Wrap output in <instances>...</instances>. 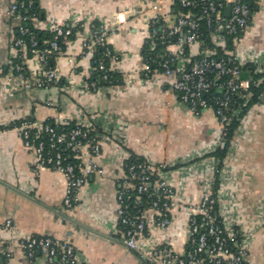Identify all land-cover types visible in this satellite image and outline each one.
<instances>
[{"label": "crops", "instance_id": "crops-1", "mask_svg": "<svg viewBox=\"0 0 264 264\" xmlns=\"http://www.w3.org/2000/svg\"><path fill=\"white\" fill-rule=\"evenodd\" d=\"M216 1L225 4V14L234 0ZM11 2L0 0V66L15 54L11 43L19 21L7 15ZM155 2L158 12L151 8ZM37 10L31 24L39 33H50L54 24L82 28L54 58L59 78L49 87L26 89L13 77H0V264H47L44 254L37 251L29 259L17 246L19 238L44 235L69 241L79 264H146L152 249L164 244L183 254L191 207L214 180L218 122L212 109L195 115L179 101L169 89L170 76L152 71L146 77L141 71L149 20L158 14L171 26L176 0H37ZM93 24L114 30L106 38L114 54L108 68L120 77L99 91L87 88L93 67L78 56ZM211 41L223 46L214 36ZM232 45L242 67L252 65L264 74V0H254L248 26ZM201 47L199 40L190 56ZM22 61L30 76L42 70L33 53ZM247 71L241 72L242 79L249 78ZM48 119L90 123L100 134L102 172L88 176L71 208L62 203L64 176L45 166L37 168L35 154L21 139L25 125L39 129ZM131 156L165 164L157 174L172 184L175 195L171 224L164 230L150 225L148 234L137 239V250L128 251L122 244L116 195L122 163ZM217 195L224 225L253 231L245 264H264V88L230 140Z\"/></svg>", "mask_w": 264, "mask_h": 264}, {"label": "built area", "instance_id": "built-area-1", "mask_svg": "<svg viewBox=\"0 0 264 264\" xmlns=\"http://www.w3.org/2000/svg\"><path fill=\"white\" fill-rule=\"evenodd\" d=\"M36 1L12 0L9 4L7 15L19 21L18 32L27 35L28 44L22 37H14L11 49L15 54L0 66V77H13L26 89H44L58 80V72L48 66V61L60 54L62 44L82 28V24L75 27L54 24L52 38L37 48L36 36L24 25L34 17L25 11L30 10ZM178 4L184 10L176 13L171 26H166L158 14L149 20L150 51L157 42L161 52L144 54L141 71L146 77L152 71L170 76L169 89L195 115L203 109H212L218 122L216 146L229 148L230 142L227 144L224 137L227 125L233 117L238 118L240 105L237 98L249 95L252 81L240 77L242 64L234 52L216 55L205 49L192 58L190 49L199 41L202 25L219 43H224L227 37L234 40L248 26L249 5L234 0L226 16L222 13V4L216 0H178ZM151 8L155 12L160 10L158 2ZM157 22L162 25L154 26ZM112 31L105 25H91L89 35L81 40L78 56L92 60L100 71H104L106 60L114 57L106 46V38ZM28 47L42 66L34 76L26 72L22 61ZM98 48H103L101 55L94 58ZM16 57L21 60L15 61ZM69 61L73 62V58L70 57ZM101 80L107 81L106 73L101 75ZM104 86L99 79L87 83V88L92 91H99ZM47 104L53 105L51 101ZM67 124V121L53 120L39 129L25 125L21 129V139L23 145L35 154L37 168L45 166L64 176L66 185L62 203L65 208H71L76 204L78 189L88 176L102 172L98 164L101 146L100 134L90 123L77 122L65 128ZM215 166L214 174L217 172ZM122 168L123 180L116 195L117 216L123 234L122 244L128 251H133L137 250V239L148 234L150 225L164 230L171 224L170 210L175 191L170 182L157 174L165 168L163 163L153 164L144 158L127 157ZM6 224L9 225V221ZM252 236L253 231L244 227L228 228L224 225L218 212V195L213 191L212 178L199 201L191 207L186 251L180 254L164 244L152 249L146 264H245L247 242ZM17 246L29 259L39 251L45 255L47 264H79L75 250L67 240L57 241L48 235L22 237L17 240Z\"/></svg>", "mask_w": 264, "mask_h": 264}, {"label": "trees", "instance_id": "trees-1", "mask_svg": "<svg viewBox=\"0 0 264 264\" xmlns=\"http://www.w3.org/2000/svg\"><path fill=\"white\" fill-rule=\"evenodd\" d=\"M248 3L249 5V10L252 9L253 4H254V0H242ZM220 4H222L223 6V12L224 13V6L225 4L222 2H219ZM176 8H177V12L178 11H183L184 9L181 8L178 4V0H176ZM28 14H34L33 16L37 15V1L33 4L32 8L30 10L25 11ZM24 25L26 27H28L29 31H32L34 33V35L37 38V48L42 47L45 44V41H49L52 38V32L48 33V34H43V33H39L31 24V20H28L26 23H24ZM162 25V22H157L154 24V26L160 27ZM151 30V26L149 27V31ZM22 37L25 42L28 44V37L27 35H20L18 32V27L16 28V33H15V37ZM211 36H213V34L210 32V30H208L205 26L202 25V33L199 36V40L202 43V47H201V51L199 54L202 53V49H207L210 51L215 52L216 55H223L229 52H233V45H232V37H227L225 39V42L223 43V46H218L215 45L214 43H212L211 41ZM151 43V41L148 39L147 42L144 44V49H143V55L146 53L152 54V55H156L158 53L161 52V46L157 45L156 42V46L155 48L150 51V46L149 44ZM111 51V47L107 44L106 45ZM63 47V44H62ZM103 48H98L96 53L94 54V58H97L98 56L101 55V51ZM26 54H32L31 52V48H27ZM196 56H193L192 58H194ZM21 59H19V57L15 58V61H20ZM54 59H51L48 61V66H52L54 67ZM108 61L106 60V69L104 71H100L97 66L95 65V63L91 60V64L93 67L92 73H91V77L89 79V81L93 80V79H99L100 84L101 85H111V84H115L118 83L120 81V77L119 75L115 74L113 71L109 70L108 68ZM243 69L248 70V75H249V79L252 81V84L250 86L249 89V95H247V97H238L237 98V104L240 105V112L238 113V118L233 117L230 122L227 125V131L225 133V139L227 144L230 142L234 131L238 125L239 119L243 116V114L247 111V109L249 108V106L255 102L258 101L260 92L263 90L264 88V74L263 73H258L256 71H254V66L252 65H247L245 67H241V72L243 71ZM106 73L107 74V81H102L101 80V75ZM241 74V73H240ZM46 123H53V120L48 119L46 121ZM74 123L73 122H68L67 125H65V128L72 126ZM226 151H227V146L220 148L217 147L213 152L212 155L214 156L215 160H216V169L217 172L214 175V180H213V191L214 193H217V186H218V182H219V172L220 169L223 166V159L226 155ZM132 158H136L135 156H131L129 157V159ZM1 257V255H0Z\"/></svg>", "mask_w": 264, "mask_h": 264}, {"label": "water", "instance_id": "water-1", "mask_svg": "<svg viewBox=\"0 0 264 264\" xmlns=\"http://www.w3.org/2000/svg\"><path fill=\"white\" fill-rule=\"evenodd\" d=\"M229 12H230V6H227L226 8H225V14H226V16H228L229 15ZM2 261L0 260V263H1Z\"/></svg>", "mask_w": 264, "mask_h": 264}]
</instances>
